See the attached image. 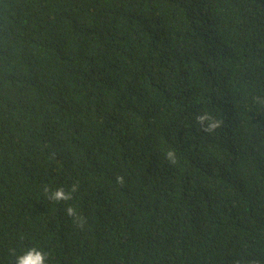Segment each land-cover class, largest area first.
I'll return each instance as SVG.
<instances>
[{"label": "trees", "instance_id": "16d2710c", "mask_svg": "<svg viewBox=\"0 0 264 264\" xmlns=\"http://www.w3.org/2000/svg\"><path fill=\"white\" fill-rule=\"evenodd\" d=\"M32 247L264 264V0H0V264Z\"/></svg>", "mask_w": 264, "mask_h": 264}, {"label": "clouds", "instance_id": "9594fccd", "mask_svg": "<svg viewBox=\"0 0 264 264\" xmlns=\"http://www.w3.org/2000/svg\"><path fill=\"white\" fill-rule=\"evenodd\" d=\"M197 120L201 123L204 121H208V127L206 131L212 132L221 126V122L219 120L211 118L208 114L198 116ZM166 157L173 163H175V153L174 151H168L166 153ZM118 182L123 183V177H118ZM51 190V187L46 185L44 187V192L48 193ZM78 190V185L73 184L71 186V192L75 193ZM47 199L59 201H68L72 199V196L66 194L63 186H58L56 190L52 193L50 197ZM67 214L70 217H76L75 222L79 224L81 228H83L87 224V220L84 216L78 215L76 208L69 206L67 209ZM15 264H49V256L40 248L32 247L26 249L22 254H19L15 257Z\"/></svg>", "mask_w": 264, "mask_h": 264}]
</instances>
